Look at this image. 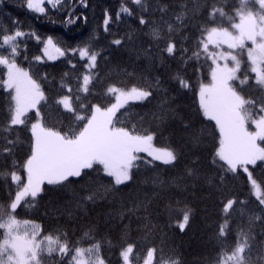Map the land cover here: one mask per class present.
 Wrapping results in <instances>:
<instances>
[{"label": "trees", "instance_id": "1", "mask_svg": "<svg viewBox=\"0 0 264 264\" xmlns=\"http://www.w3.org/2000/svg\"><path fill=\"white\" fill-rule=\"evenodd\" d=\"M86 3V8L80 6L78 0L74 4V14L86 17V21L81 19L65 25L66 12L49 9L47 15L38 14L27 9L26 0H3L0 2V29L11 31L13 21H18L19 30L34 32L41 40L51 36L54 42H61V47L83 46L89 42L94 50L101 53L97 61L101 82L95 94L84 100L88 107L113 102L103 95L108 85L140 86L154 83L159 78L160 87L151 89L153 95L148 100L132 102L117 114L123 122L118 126L130 129L135 126L141 134L154 132L155 145L174 149L178 160L174 165H164L159 161L152 164L140 162L139 167L132 170V179L122 185H115L102 166L94 165L93 169L84 170L80 177L69 178L63 185L45 184L34 204L18 208L17 216L36 222L44 234L66 233L70 245L89 247L99 242L100 253L107 264H122L120 251L128 243L136 246L134 255L140 257L134 264H143L150 248H156L157 259L162 254L165 261L176 259L180 264H217L216 257L221 252L217 233L225 218L221 201L236 197L245 203L234 205L229 212L228 227L231 231L226 244L228 247L235 245L238 229L250 231L252 251L249 257L246 249L245 255L252 264H262L264 210L252 195L246 174L240 172L234 176L223 172L218 163H213L219 147V132L215 122L204 117L198 98V83L209 81L207 66L203 59L188 60L187 63L181 60L182 55L187 60L196 49L199 29L205 26L210 5L215 4L232 15L238 0H142L143 6L135 5L131 0H86ZM121 5L129 7L132 15L121 14L117 19L116 13ZM253 9H257V5ZM106 12L112 16L107 31L103 23ZM181 12L186 13L183 26L176 20ZM141 16L149 21L147 25L139 23ZM168 25L180 30L169 33ZM223 26L227 27V22ZM153 28L159 29L162 39L153 38ZM183 37L187 39L182 40ZM169 38L177 43L178 48L182 46L188 52H177L174 57L163 53L161 50ZM24 39L27 51L21 52L17 63L33 73V78L40 82L48 97L47 104L42 102L41 107L45 126L61 132L68 131L70 127L79 128L81 122L55 101L68 94L60 86L65 73H69L65 83L75 91L76 82L70 77L84 71L81 61L72 58L70 64L69 58L61 57L30 65L29 61L41 54L43 44L33 38ZM115 39H121V45L112 44ZM25 55L28 60L24 59ZM177 72L192 85L191 90L181 88L174 78ZM249 77L241 94L259 104L264 93L254 83L251 84L252 74ZM249 85L254 88H249ZM9 103V94L0 88V125L6 122ZM73 107H76L75 99ZM29 115L34 122V113ZM4 135L0 132V137ZM16 135L19 143L15 154L12 157L0 155V171H11L13 160L23 165L30 154V131L21 127ZM195 136L200 138L198 143L193 140ZM2 146L3 140L0 139ZM141 155L145 160L151 159L146 154ZM189 169L195 171V177L188 174ZM250 170L258 182L264 181V167L260 162L254 169L250 166ZM17 171L24 176L22 170ZM221 175L223 181L220 180ZM10 191L14 194L10 180L8 183L0 180V203L9 202ZM92 194H95L93 200L85 199ZM185 207L192 211L188 224L181 230L178 225L183 222L182 210ZM252 216H260L261 219L250 223ZM85 233H88L87 237ZM42 264H68V258L61 259L53 254L51 258H42Z\"/></svg>", "mask_w": 264, "mask_h": 264}, {"label": "snow or ice", "instance_id": "2", "mask_svg": "<svg viewBox=\"0 0 264 264\" xmlns=\"http://www.w3.org/2000/svg\"><path fill=\"white\" fill-rule=\"evenodd\" d=\"M131 2L143 6L142 0ZM75 3L77 0H26V7L34 13L45 15L49 9L66 12L64 24L69 25L87 19L74 14ZM78 3L87 7L86 0H78ZM45 4L49 7L46 8ZM255 5L259 7L253 11ZM121 14L131 16L132 11L126 5H121L116 18L119 19ZM185 15L186 13L181 12L176 16L181 26ZM111 20L112 16L106 12L103 22L105 31ZM224 22H227V27L223 26ZM18 23L13 21L14 27L11 31L0 29V88L10 97L6 122L0 125V132L5 134L0 137L3 140L0 155L14 156L19 143V137L16 135L19 128H27L32 139L30 154L23 165L13 160L11 171H0V180L5 183L10 180L15 189L14 194L9 192L7 204L0 203V264H42V258H51L53 254H57L61 259L67 257L68 264H107L100 253L99 242L89 247H78L75 243L70 245L67 234L62 231L55 235H41L38 225L26 219H18L16 212L18 208L34 204L36 197L44 191L45 184L63 185L69 178L80 177L84 170L93 169L94 165L102 166L104 173L113 178L115 185L130 181L132 170L138 168L140 162L152 164L159 161L164 165H174L178 160V153L172 148L156 147L153 144L156 135L154 132L145 131L141 134L135 126L131 129L118 126L123 122L117 114L130 102L148 100L153 95L151 89L160 87V80L156 78L154 83H143L140 86L108 85L103 95L113 102L103 106L97 103L88 107L84 100L95 94V89L101 82L97 68L101 53L94 50L89 42H85L83 46L61 47V42H54L51 36L41 40L34 32L19 30ZM139 23L147 25L149 21L141 16ZM179 30L168 25L169 33ZM199 32L196 49L187 60H184L183 55L181 60L187 63L188 60L203 59L207 66L209 81L198 83V98L204 117L214 121L219 132V147L215 151L213 163H218L223 172L232 173L234 176L240 172L246 174L251 193L264 210V181L258 182L250 170V166L254 169L258 162L264 167V95L260 97L257 107L255 100L246 99L241 94L243 88L237 91V84L248 85L249 75L254 73L255 86L264 93V0H238V6L232 15L211 4L208 19ZM151 34L156 40L162 39L158 28H153ZM25 37L43 44L41 54L34 56L29 61L30 65L45 60L54 61L61 57L69 58L70 64L72 58L81 61L84 71L70 77L76 82L75 91L65 83V78H69V73H65L60 86L62 90L66 89L68 94L55 101L57 105H62L64 110L72 113L76 121L81 122L79 128L70 127L68 131L61 132L45 126L41 107L42 102L47 104L48 97L40 82L33 78V73L17 63L21 52L27 51ZM121 43V39L112 41V44L117 46ZM161 51L174 57L177 52L186 54L188 49L182 46L178 48L177 43L169 38ZM245 57L248 63L244 78L241 79L238 73H241ZM24 59L28 60V57L25 55ZM72 67L75 68V65ZM174 78L181 88L191 90L192 85L180 72H177ZM251 87L249 85V88ZM253 109H256V114ZM29 113H34L35 122H32ZM250 124L254 126V130L249 129ZM13 136L14 139L10 138ZM199 139V136L193 137L196 143ZM142 153L151 159L145 160ZM17 169L22 170L24 176H21ZM188 174L196 176L192 169L188 170ZM223 179L221 175L220 180ZM94 198L95 194L85 197L86 200ZM221 203L225 218L217 233L218 242L221 244L220 255L216 257L217 264H252L249 258L252 245L249 241L253 237L250 231L238 229L235 245L228 247L226 244L228 232L231 231L228 227L229 212L234 205L243 204L245 201L232 197L222 200ZM182 211L183 222L178 225L181 230L188 224L192 210L185 207ZM260 219V216H252L249 222ZM87 236L88 233H85V237ZM135 247L134 244L128 243L122 248V264H134V261H139V255H134ZM246 249L249 257L245 255ZM156 254V248L148 249L143 264H154V261L155 264H180L176 259L165 261L162 254L157 259Z\"/></svg>", "mask_w": 264, "mask_h": 264}, {"label": "rangeland", "instance_id": "3", "mask_svg": "<svg viewBox=\"0 0 264 264\" xmlns=\"http://www.w3.org/2000/svg\"><path fill=\"white\" fill-rule=\"evenodd\" d=\"M46 5L47 4H45V7H46ZM259 6L257 5V8H258ZM253 11H255L256 9H252ZM237 22H238V20H237ZM249 43V46H250V42H248ZM225 48H226V46H225ZM45 61H48V60H45ZM247 60H246V57L244 58V63H242V68H241V73H238V75H240V78L241 79H243L244 78V70H245V67H246V65H247ZM19 64V63H18ZM20 65V64H19ZM21 66V65H20ZM21 67H23V66H21ZM23 68H25V67H23ZM26 69V68H25ZM28 70V69H27ZM252 76H253V80H251V84L253 85V83L255 84V79H254V77H255V74L254 73H252ZM249 80H250V77H249ZM249 82V81H248ZM207 83V82H206ZM251 85V86H252ZM240 85H238L237 84V91H239L241 88H239L238 89V87H239ZM245 86V85H244ZM244 86H242V88L244 87ZM254 88V87H253ZM253 88H251V89H253ZM246 99H253V98H246ZM253 100H255V99H253ZM140 102H142V101H140ZM130 103H132V102H130ZM257 107H259V104L257 103ZM256 109H253V112L255 111ZM35 122V121H34ZM249 129L250 130H254V126H252L251 124L249 125ZM153 144L155 145V143H154V140H153ZM156 146V145H155ZM262 146H264V145H262ZM156 147H158V146H156ZM158 148H161V147H158ZM142 154H144V153H142ZM147 155V154H146ZM151 158V157H150ZM17 218L18 219H21V220H29V221H31V222H33V223H35L36 225H38L36 222H34V221H32V220H30V219H27V218H21V217H18L17 216ZM39 226V225H38ZM40 227V226H39ZM41 235H45L43 232H42V229H41ZM122 259V258H121Z\"/></svg>", "mask_w": 264, "mask_h": 264}]
</instances>
